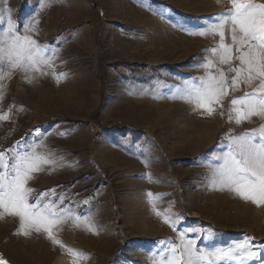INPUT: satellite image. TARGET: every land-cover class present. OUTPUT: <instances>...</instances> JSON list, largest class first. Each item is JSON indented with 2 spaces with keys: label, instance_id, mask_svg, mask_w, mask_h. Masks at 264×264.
I'll return each instance as SVG.
<instances>
[{
  "label": "rangeland",
  "instance_id": "374dc122",
  "mask_svg": "<svg viewBox=\"0 0 264 264\" xmlns=\"http://www.w3.org/2000/svg\"><path fill=\"white\" fill-rule=\"evenodd\" d=\"M229 8L230 0H0V36L9 10L23 35L35 22L27 34L48 61L0 80V116H9L0 119V151L35 146L50 158L29 181V202L43 193L65 214L59 243L43 232L17 234L18 217L0 218V259L167 264L174 255L186 260L181 233L209 253L246 239L264 249V204L214 182L230 137L264 124L228 118L230 100L251 89L230 90L211 116L181 98L186 82L205 76L206 59L218 62L210 49L219 35L193 33ZM213 261L264 264L261 256L199 264Z\"/></svg>",
  "mask_w": 264,
  "mask_h": 264
},
{
  "label": "snow or ice",
  "instance_id": "6c2138e0",
  "mask_svg": "<svg viewBox=\"0 0 264 264\" xmlns=\"http://www.w3.org/2000/svg\"><path fill=\"white\" fill-rule=\"evenodd\" d=\"M34 24L30 22L25 26V34L21 35L9 10L7 27L0 36V80L16 70L25 73L40 71V65L48 63L43 56L47 49L41 48L27 34L34 30ZM226 25L230 27L231 44L224 42ZM201 27L203 30L193 34H218L220 37L219 44L210 49L213 56L218 57V62L206 59L202 65L206 69L205 76L199 78L198 84L186 82V91L181 98L192 103L194 110L202 109V114L206 112L211 116L216 111L214 105L223 107V100L229 96L230 90L235 92L244 85L251 91L230 100L229 120L234 118L236 123H240L253 116L264 120V2L230 0V8L217 16V22ZM212 68L215 72L210 71ZM8 118L7 114L0 116V119ZM35 131L39 135V130ZM230 140L231 146L224 154L223 164L216 170L214 182L243 199L264 204V124L248 133L232 136ZM20 143L17 142V145ZM10 159L13 161L11 164ZM50 163L53 161L38 154L35 146L31 152L16 153L14 149L0 151V218L6 215L18 217L17 234L28 236L32 231L43 232L53 242L59 243L54 231L65 220L64 210H57L54 203L43 202V193L36 195L35 202H29L35 194L29 187V181L34 178V173L43 170L42 165ZM180 238L183 242L180 254L186 260L182 261L174 255L167 264H199L201 260L220 257L236 260L264 258V249L253 250L250 239L209 253L197 250L194 239L184 241L183 233ZM175 251L173 246V253ZM0 264L7 262L0 259ZM73 264H76L75 260Z\"/></svg>",
  "mask_w": 264,
  "mask_h": 264
},
{
  "label": "trees",
  "instance_id": "16d2710c",
  "mask_svg": "<svg viewBox=\"0 0 264 264\" xmlns=\"http://www.w3.org/2000/svg\"><path fill=\"white\" fill-rule=\"evenodd\" d=\"M99 39L101 40V36H100V34H99ZM144 72H142V71H138V73H137V75H140V74H143ZM142 77V76H141ZM96 112H94V114H95ZM52 122V121H51ZM119 126V125H118ZM120 127V126H119ZM123 127H129V128H131V129H135L134 128V126H132V125H123Z\"/></svg>",
  "mask_w": 264,
  "mask_h": 264
},
{
  "label": "crops",
  "instance_id": "0c3cea01",
  "mask_svg": "<svg viewBox=\"0 0 264 264\" xmlns=\"http://www.w3.org/2000/svg\"><path fill=\"white\" fill-rule=\"evenodd\" d=\"M20 34L23 35L22 32H20ZM40 46H41V45H40ZM43 56H46V53H43ZM18 71H19V70L13 71L12 74H11L10 76H5V78L3 79V81H4V80L7 81L10 77H12V76H13L16 72H18Z\"/></svg>",
  "mask_w": 264,
  "mask_h": 264
},
{
  "label": "built area",
  "instance_id": "2783aa9c",
  "mask_svg": "<svg viewBox=\"0 0 264 264\" xmlns=\"http://www.w3.org/2000/svg\"><path fill=\"white\" fill-rule=\"evenodd\" d=\"M100 11H101L102 14L104 13V10L103 9H101Z\"/></svg>",
  "mask_w": 264,
  "mask_h": 264
}]
</instances>
